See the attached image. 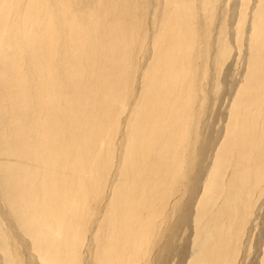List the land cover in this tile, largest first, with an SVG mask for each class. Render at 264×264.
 Returning a JSON list of instances; mask_svg holds the SVG:
<instances>
[{
  "label": "rangeland",
  "instance_id": "374dc122",
  "mask_svg": "<svg viewBox=\"0 0 264 264\" xmlns=\"http://www.w3.org/2000/svg\"><path fill=\"white\" fill-rule=\"evenodd\" d=\"M10 1L21 4L8 13L6 35L18 37L20 52L16 62L0 64V264H264V167L260 181L250 172L245 179L252 181L231 192V158L220 192L197 223L251 62L264 72V35L254 46L262 56L253 57L251 46L264 20L263 0H37L36 11H57L51 44L27 41L41 13L24 18L29 0ZM61 16L78 36L88 35L80 48ZM169 27L175 34L166 53L175 60L164 74L170 82L165 100L181 114L174 120L168 109L166 123L184 124V133L162 126L160 142L144 158L149 174L131 177L129 137L147 103L150 69L164 64L158 47ZM180 64L184 73L178 74ZM105 83L114 85L112 93ZM256 105L264 115V98ZM263 125H255L256 139Z\"/></svg>",
  "mask_w": 264,
  "mask_h": 264
},
{
  "label": "bare ground",
  "instance_id": "6f19581e",
  "mask_svg": "<svg viewBox=\"0 0 264 264\" xmlns=\"http://www.w3.org/2000/svg\"><path fill=\"white\" fill-rule=\"evenodd\" d=\"M20 1V0H18ZM30 1V0H29ZM28 1V3H29ZM32 1V2H31ZM28 5L27 2H25L24 5L26 7V9H24V11L22 12V15L24 14V18L26 16H31V14H33L32 16H34L36 14V12H40L41 14L37 13L36 15H40V19H39V22H38V28H37V33L35 34L34 37H32V35H30V37H28L27 41H30L31 39L34 40V42L36 41H40L41 42H44V43H48V44H51L55 38L53 37V28H54V25L52 23H50V21L54 18L53 17V10H50V12H52V14L50 12L47 11H36L35 9V5L37 4V0H31ZM45 1V0H44ZM42 1V2H44ZM22 2V1H20ZM47 2V0H46ZM172 2V0H171ZM174 2V1H173ZM263 5H262V8L264 9V0L263 2H261ZM17 4H21V3H17ZM16 3H13L12 4V1H10V5L8 4V0H0V64H6L7 61H14L16 62L18 60V55H19V52H20V43L18 41V37L15 38V37H8L6 35L7 31H8V24H9V21L8 20H11L8 18V13L10 11L12 12H15V9H16V6H18ZM44 4V3H43ZM48 4V3H47ZM23 5V4H22ZM40 5V3H39ZM50 5V3H49ZM175 5H176V2H175ZM174 6V4H173ZM36 7H40V6H36ZM43 7V6H42ZM41 7V8H42ZM57 7V6H56ZM50 8V7H49ZM176 6L173 7V12L175 13V9ZM39 9V8H37ZM47 9V8H46ZM51 9V8H50ZM63 9V8H61ZM61 9H58V10H61ZM18 10V9H17ZM42 10V9H41ZM56 10V8H55ZM20 11V10H19ZM22 11V10H21ZM62 11V12H61ZM61 14H63L64 10H61ZM185 11H187V9H185ZM18 12V11H16ZM43 12V13H42ZM46 12V14H45ZM21 13V12H19ZM35 13V14H34ZM57 13V11H56ZM56 13L54 15H56ZM60 14V13H59ZM58 15V14H57ZM176 15V13H175ZM262 16V13L260 14ZM64 16V15H63ZM259 16V14H258ZM19 17V15H18ZM36 19L38 16H35ZM34 17V18H35ZM41 17L44 19L42 20ZM56 19H57V16H55ZM185 17H188V15H185ZM264 17V16H263ZM21 18V17H20ZM22 19L23 21H26L25 19ZM33 18V17H32ZM63 20V23L64 24L63 26H67V28L69 29V33L72 34V35H75V41H74V38L73 37H70L69 40L72 42V44L77 47V48H80L83 44V41L86 40V37L88 36H84L81 35V36H78V32L76 33L75 32V27H74V23L72 21H70V19H68L67 17H62ZM260 17H258L257 19H259ZM264 19V18H263ZM21 20V22H22ZM29 19H27V22H28ZM38 20V19H37ZM41 20V21H40ZM261 24L260 26H258V29H259V32L257 31V28L255 26V32L253 33V41L251 43V46L252 48L256 45H258L259 43H257V35L258 34H261V35H264L262 34L263 32H260L262 31V29L264 28V20L261 19ZM32 23V22H30ZM34 23V22H33ZM29 24V22H28ZM168 24H170L172 27L174 26L175 24V17L172 15L171 18L168 19ZM256 25V24H255ZM31 26V24H30ZM176 26V25H175ZM22 27V26H21ZM77 27V26H76ZM84 27V26H83ZM98 27V26H97ZM189 27V26H188ZM12 28V27H11ZM168 28V26H167ZM177 28V27H176ZM26 29V28H25ZM30 29V27H29ZM190 29V28H189ZM33 30V29H32ZM167 30V29H166ZM78 31V29H77ZM177 31V30H176ZM29 32V31H28ZM34 32V31H32ZM174 31L172 30L171 27H169V29L167 30V35L165 36V38L163 39V42L161 41V43L159 44V47H158V60H160V63L161 62H164V64L162 65V67H158L159 69H154L151 68L150 69V81H149V84H148V97L146 98V101L147 103L145 104V108H144V112H143V115L142 117L140 118V120L136 121V123L134 124V128L132 129L131 131V135L129 137L130 139V143H129V149H132L131 152L129 150V154L127 156V161L125 163L126 165V174H130L129 176L133 177L135 176L136 174H149V169L144 165V158L147 159L148 158V155L151 151V149H153V145L157 144V142H160L161 140V134H162V131L160 130V128L162 126L164 127H168V129H170L171 132H183V125L182 123L181 124V127H175L176 125L175 124H172V123H166V120H167V117H169V113H170V106L168 107L166 104V100H165V97L167 96L166 94H168V89H167V84L168 82H166V80L164 81V74L167 73V69L169 66H173L172 64V59L169 58V56L167 55V51H166V46H167V41L171 40V37L175 34L173 33ZM184 32V31H183ZM177 33V32H176ZM28 34V33H27ZM34 34V33H33ZM84 34V33H83ZM90 34V33H88ZM165 34V33H164ZM252 34V33H251ZM29 35V34H28ZM27 37V36H26ZM260 37V36H259ZM262 37V36H261ZM260 37V38H261ZM89 38V37H88ZM92 38V37H91ZM175 38V37H174ZM90 39V38H89ZM252 39V38H251ZM264 39V38H263ZM29 44V42H27ZM117 43V42H116ZM109 44V43H108ZM111 44V43H110ZM158 43L156 42V45ZM173 44V42H172ZM180 44V43H179ZM262 44H264V42H262ZM32 45V44H31ZM30 45V46H31ZM93 45V44H91ZM95 45V44H94ZM34 46V45H33ZM38 46V45H37ZM85 46V45H84ZM119 46V45H118ZM169 46V44H168ZM261 46V45H260ZM263 46V45H262ZM51 47V46H50ZM94 47V46H93ZM257 47V46H256ZM256 47H254L252 49V54H253V57H259V56H262L261 53H259L256 49ZM264 47V46H263ZM28 48V47H27ZM33 48V47H32ZM88 48V47H87ZM91 48V47H90ZM119 48V47H118ZM190 48V47H189ZM192 48V47H191ZM251 48V47H250ZM256 48V49H255ZM47 48H45V51H46ZM51 49V48H49ZM111 49V48H110ZM120 49V48H119ZM117 49V50H119ZM186 49V48H185ZM37 50V49H36ZM113 50H114V47H113ZM264 50V49H263ZM25 51V50H24ZM41 51V50H40ZM39 51V52H40ZM52 51V50H51ZM93 51V50H92ZM176 51V50H175ZM190 51V49H189ZM38 52V53H39ZM116 52V51H115ZM258 52V53H257ZM31 53V52H30ZM177 53V52H176ZM41 53H39L40 55ZM46 54H50V51L47 50L46 51ZM44 53V55H46ZM118 54V53H117ZM182 54V53H181ZM180 54V55H181ZM38 55V56H39ZM44 55L43 58H44ZM188 56V55H187ZM178 57V56H177ZM35 58V56H34ZM46 58V57H45ZM45 58L43 60H45ZM183 58V57H182ZM181 58V59H182ZM187 58V57H186ZM264 58V57H263ZM185 59V58H183ZM261 59V58H260ZM27 60V58H26ZM29 60V58H28ZM33 60V59H32ZM175 60V59H174ZM258 60V59H257ZM37 61V60H36ZM34 61V62H36ZM186 61V60H184ZM32 62V65L33 63ZM41 62V61H39ZM158 62V61H157ZM50 63V62H49ZM159 63V62H158ZM175 63V62H174ZM260 63V62H259ZM259 63L257 64V62H255L253 60V62H251V65H250V70L248 71V74L246 75V77H248L245 81V85L243 87V90H240L234 100V103H233V106H232V112H231V115H230V123H229V126H228V132L232 135L231 137L229 138H226L225 139V143L224 145L221 147V149L217 152L216 154V157L214 159V163H213V174H212V177L210 176V181L209 183L206 185V187L204 188V192H203V195L199 201V205H198V209H197V213H198V219H197V223H202V220L204 219V212L206 210V208H209L211 206V204L213 203L211 200L213 198H215L218 193L220 192L221 190V176L222 173H224L227 168H228V163L232 162L233 160L231 158H234V164H233V167L232 168V174H231V177H230V180H229V187L227 188L228 190H230L231 192H233L232 190L233 189H237L238 187H235V186H239V183L242 182V183H245L247 181V179L245 178H248V175L250 174V172H253L254 174V177H255V180H259L262 176V171H263V167H264V125L261 129V135L259 136V138H255L254 137V134L256 133L255 131V125L257 124V122H261L263 121L264 122V115H260V109H259V105H256L257 102H260L263 98H264V87L261 85V80L264 78V72L262 73V69L260 68V66L262 65H259ZM40 64V63H39ZM45 64V63H43ZM81 65V64H80ZM155 65H159V64H155ZM22 66V65H21ZM36 67V66H35ZM45 67V66H44ZM182 64L179 65V68H177V72L178 74H181V72L184 73V71H182ZM116 68V66H115ZM36 69V68H35ZM261 69V70H260ZM39 71V70H38ZM43 71V70H42ZM41 71V73H42ZM175 71V72H176ZM185 71H187L185 69ZM30 72V71H29ZM40 72V71H39ZM25 74V73H24ZM50 74V73H49ZM52 74V72H51ZM186 74V73H185ZM15 75V74H14ZM20 76L19 74V71L17 72L16 76L17 77ZM44 75V74H43ZM25 76V75H24ZM52 76V75H51ZM170 76H173V73L172 75ZM175 76V75H174ZM35 77V76H33ZM177 78H179L178 76H176ZM176 77H172L173 79L176 80ZM184 78V77H182ZM26 79V78H25ZM169 79V78H168ZM167 79V80H168ZM174 80V81H175ZM103 81V80H102ZM105 81V79H104ZM44 82V81H43ZM172 82V81H171ZM23 83V82H22ZM100 83V82H99ZM170 83V82H169ZM168 83V84H169ZM17 84V83H16ZM31 84V82H30ZM29 84V85H30ZM101 84H103L101 82ZM28 85V86H29ZM37 85H38V82H37ZM172 85V83L170 84ZM176 84H174L175 86ZM46 84H42V90H46L47 89V86ZM110 86V92L111 90H113V84H109V83H105V86H104V89L106 90V88H108ZM99 87V86H98ZM102 86L100 85V88ZM177 87V86H175ZM51 88V87H50ZM38 90V89H37ZM41 90V88H40ZM115 91V90H114ZM167 91V93H166ZM170 91V90H169ZM173 91V90H172ZM103 92H105L103 90ZM178 92V91H177ZM175 92V93H177ZM112 93V92H111ZM110 93V94H111ZM10 94V93H9ZM24 94V93H23ZM171 94V93H170ZM179 94V93H178ZM6 92H5V96H6ZM113 95V94H112ZM166 95V96H165ZM176 96H178L177 94H175ZM23 96V95H22ZM54 96V95H53ZM103 96V95H102ZM24 97V96H23ZM22 98V97H21ZM36 98V97H35ZM184 98V97H183ZM182 98V99H183ZM14 99V98H13ZM167 99V98H166ZM168 100V99H167ZM9 102V101H8ZM43 104V103H42ZM180 104V103H179ZM261 104V103H260ZM7 105V104H6ZM5 105V106H6ZM11 105V104H10ZM27 105V103H26ZM39 105V104H38ZM176 105V104H175ZM174 105V106H175ZM254 108L256 109H253L251 108L252 106H254ZM19 106V105H18ZM180 106V105H179ZM183 107V106H182ZM19 108V107H18ZM261 108V107H260ZM21 109V107H20ZM54 109V108H53ZM168 109L170 110L169 113H168ZM183 109V108H182ZM262 109V108H261ZM243 110H250L249 111V115H245L243 116L242 114H244V112H242ZM177 111V110H176ZM181 111V109H180ZM38 112V111H37ZM60 112V111H59ZM172 112V111H171ZM262 112V111H261ZM41 113V112H40ZM263 113V112H262ZM180 114L179 111H178V114L176 113H173L172 112V117L176 119H178L180 117ZM247 114V113H246ZM43 117V116H42ZM59 117V115H58ZM43 119V118H42ZM173 120V121H174ZM35 121V120H34ZM33 121V122H34ZM53 122V121H52ZM176 122V121H175ZM181 122V121H180ZM72 123V121H71ZM178 123V122H177ZM36 125V124H35ZM52 125V124H51ZM55 127V126H54ZM100 127V126H99ZM36 128V127H35ZM260 133V132H259ZM45 134V133H44ZM75 134V133H73ZM181 133H179L180 135ZM166 135V134H165ZM172 135V134H171ZM175 135V134H173ZM169 136V135H168ZM167 136V137H168ZM256 136V135H255ZM164 137V136H163ZM170 137V136H169ZM168 137V138H169ZM182 138V134L180 136ZM179 137V138H180ZM257 137V136H256ZM173 139V138H172ZM183 139V138H182ZM171 140V139H170ZM176 140V139H175ZM173 141V140H172ZM179 140L175 141V142H178ZM181 143H182V140H180ZM48 142V141H47ZM77 142V141H76ZM174 142V143H175ZM74 143V142H73ZM78 143V142H77ZM76 143V144H77ZM34 144V143H33ZM79 144V143H78ZM176 145V143H175ZM79 145H77L76 147H78ZM156 146V145H155ZM75 147V145H74ZM177 148V147H176ZM31 151V150H30ZM29 151V152H30ZM164 151V149H163ZM162 151V152H163ZM175 152V151H174ZM32 153V152H31ZM58 153V152H56ZM171 153V148L170 149H167L165 150V152H163V154L166 156H170L172 154ZM33 154V153H32ZM37 155V154H36ZM57 156V155H56ZM166 156V158L168 157ZM251 156H254V162L251 163ZM33 157V155H32ZM46 157V156H45ZM54 157V156H52ZM49 158V156L47 157ZM55 158V157H54ZM33 159V158H32ZM140 159V160H138ZM231 159V161H230ZM124 161V162H125ZM175 161V164H176V160ZM162 163V162H161ZM165 164H169L168 161H164ZM178 163V162H177ZM250 163V165H249ZM149 164V163H147ZM163 164V163H162ZM228 164V165H227ZM253 164V165H252ZM152 166V164H150ZM155 164H153L154 166ZM172 165V164H170ZM157 166V165H156ZM231 166V165H230ZM169 167V166H168ZM167 167V168H168ZM250 167V168H249ZM153 168V167H152ZM160 168V167H159ZM158 168V169H159ZM251 168L252 171H251ZM153 169L156 170V168L154 167ZM170 170L171 167L169 168ZM169 169H168V173H169ZM166 170V169H165ZM160 171V170H158ZM178 171V170H177ZM157 172V170H156ZM164 172V171H162ZM172 172V171H171ZM228 173V171H226ZM264 172V171H263ZM165 173H167L165 171ZM211 173V171H210ZM218 174V176L216 174ZM158 174H160L158 172ZM162 174V173H161ZM230 174V173H229ZM252 174V173H251ZM216 175V176H215ZM253 177V178H254ZM213 178V179H212ZM250 179V181H252V179ZM245 180V182H243ZM249 181V179H248ZM247 181V183H248ZM249 181V182H250ZM260 181V180H259ZM253 183V182H252ZM257 183V182H256ZM255 183V184H256ZM244 185V184H243ZM249 185V184H248ZM254 185V184H253ZM242 186V185H241ZM251 186V185H250ZM210 187V191L208 190V188ZM244 187V186H243ZM257 187V186H256ZM252 188V186L250 187ZM235 189V191H236ZM240 189V188H239ZM253 189V188H252ZM242 190V189H241ZM153 191V190H152ZM229 191V192H230ZM154 192V191H153ZM155 194V193H154ZM247 194V193H245ZM155 196V195H154ZM153 196V197H154ZM240 196V195H238ZM146 197V195L144 196ZM236 197V196H235ZM53 212V211H52ZM48 214V213H47ZM46 216V214L44 215V217ZM48 216V215H47ZM43 217V216H42ZM44 219V218H43ZM47 220H50V218L48 217ZM210 222V217L208 216L207 219H206V223L208 224ZM46 227H49V225L45 224ZM44 225V226H45ZM56 227V226H55ZM57 228V227H56ZM44 230H45V227L43 228V233H44ZM46 231V230H45ZM50 231V230H49ZM48 232V231H47ZM46 232V233H47ZM53 232V231H52ZM45 233V235H46ZM51 233V232H50ZM49 234V233H47ZM56 234V233H55ZM58 234L59 232H57V237H58ZM53 235H54V232H53ZM50 234V236H53ZM69 235V234H68ZM48 236V235H47ZM55 236V235H54ZM219 238L215 240L214 242V245H217L215 247H213V251L214 252H217L218 254L221 252V250L223 249L222 248V245H223V242H222V239L224 238V236L222 235H218ZM56 237V236H55ZM55 237L53 238V244H54V241H55ZM56 237V238H57ZM48 238V237H47ZM68 238V237H67ZM48 239H51V238H48ZM52 240V239H51ZM58 240V239H57ZM52 242V241H51ZM58 244V242H56ZM70 244L72 243H69V246ZM54 247V245H52ZM68 246V247H69ZM52 247V248H53ZM66 247V245H65ZM55 249V248H54ZM56 250V249H55ZM54 250V251H55ZM70 250V249H69ZM68 250V251H69ZM199 251V249H198ZM55 253V252H54ZM71 260V259H70ZM69 260V261H70ZM65 261V260H64ZM69 261H68V264H69ZM210 262H201V264H208ZM65 264V263H64ZM67 264V263H66Z\"/></svg>",
  "mask_w": 264,
  "mask_h": 264
}]
</instances>
